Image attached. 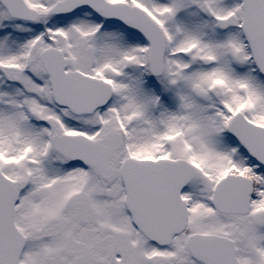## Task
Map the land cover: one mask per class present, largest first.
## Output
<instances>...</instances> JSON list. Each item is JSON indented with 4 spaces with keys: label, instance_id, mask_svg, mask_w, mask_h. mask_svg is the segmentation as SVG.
Listing matches in <instances>:
<instances>
[{
    "label": "snow or ice",
    "instance_id": "1",
    "mask_svg": "<svg viewBox=\"0 0 264 264\" xmlns=\"http://www.w3.org/2000/svg\"><path fill=\"white\" fill-rule=\"evenodd\" d=\"M0 264H264V0H0Z\"/></svg>",
    "mask_w": 264,
    "mask_h": 264
}]
</instances>
